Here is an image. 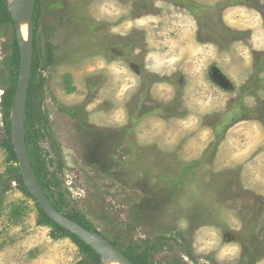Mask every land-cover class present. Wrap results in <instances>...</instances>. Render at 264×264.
<instances>
[{"label": "rangeland", "instance_id": "rangeland-1", "mask_svg": "<svg viewBox=\"0 0 264 264\" xmlns=\"http://www.w3.org/2000/svg\"><path fill=\"white\" fill-rule=\"evenodd\" d=\"M12 1L0 0V264H91L37 225L1 145L20 65ZM53 1L33 16L25 117L65 210L138 263L264 264V52L232 29L243 7L261 21L264 0Z\"/></svg>", "mask_w": 264, "mask_h": 264}, {"label": "water", "instance_id": "water-1", "mask_svg": "<svg viewBox=\"0 0 264 264\" xmlns=\"http://www.w3.org/2000/svg\"><path fill=\"white\" fill-rule=\"evenodd\" d=\"M35 4L36 0H13L9 4V13L14 22L20 55L19 76L12 102L10 133L13 152L18 161L24 186L30 196L36 201L38 206L52 222L61 226L64 230L70 232L88 245L101 257L102 261L104 255H113L125 264H133L117 248V246H114L110 241L106 240L102 236L88 231L77 223L70 221L61 212H59L45 195L36 179L26 150L24 137V117L32 72V46L34 42L33 12ZM18 19H27V48H25L18 39Z\"/></svg>", "mask_w": 264, "mask_h": 264}, {"label": "trees", "instance_id": "trees-1", "mask_svg": "<svg viewBox=\"0 0 264 264\" xmlns=\"http://www.w3.org/2000/svg\"><path fill=\"white\" fill-rule=\"evenodd\" d=\"M33 33H34V29H33ZM16 51L18 52L17 44H16ZM15 67H16L15 82H14L13 86L11 87L10 91H8L7 96H6V103L9 107H11V104L13 102V98H14L15 91H16L17 80H18V76H19V57H18V55L15 59ZM30 92H31V80H30L28 96H27L26 112H27L28 108L30 107V101H29ZM25 115H26V113H25ZM24 121H25L24 124L26 127L25 128V142L27 145V151H28L29 159H30L31 165L33 167L36 179H37L41 189L45 193V195L51 201L53 206L59 212H61L66 218H68L70 221L75 222L78 225L82 226L83 228L87 229L88 231L101 236L90 224L86 223L85 220L83 219V217H81L79 214L70 213L67 210H65V202H64L63 196L61 194H59L58 192H56V190H53L55 187L53 186L50 178H47V177L44 178L42 176L43 170H41L39 155H37V153L35 152V149L33 148V145H34L37 138H35V134L31 135L28 131L27 116L25 117ZM1 145L4 148H6V151L15 158V156L13 154L14 152H13V148H12V143H11V135L8 136L6 139H3ZM22 191L25 193L27 192L26 188H24V187H23ZM28 195L30 196L29 193H28ZM37 225L50 227L51 231H50L49 236L51 237V239L57 240V239H61V238H69L82 251L83 254L87 255L91 264H104L101 257L96 252H94L88 245H86L84 242L79 240L76 236H74L70 232L64 230L61 226L52 222L46 216V214L42 211V209L40 207H39V218L37 220ZM114 246H116V245H114ZM125 256L133 264H148L146 262L138 263L132 257H129L127 255H125ZM84 263H85V261L79 262V264H84Z\"/></svg>", "mask_w": 264, "mask_h": 264}, {"label": "crops", "instance_id": "crops-1", "mask_svg": "<svg viewBox=\"0 0 264 264\" xmlns=\"http://www.w3.org/2000/svg\"><path fill=\"white\" fill-rule=\"evenodd\" d=\"M243 9L246 11L243 10L242 22L232 25V29L237 32L239 30L241 33L248 31L249 36H247V41L249 42L250 49L264 52V17L260 15L261 21H259L254 17L257 14V9L248 7H243ZM225 26H227L226 23Z\"/></svg>", "mask_w": 264, "mask_h": 264}, {"label": "bare ground", "instance_id": "bare-ground-1", "mask_svg": "<svg viewBox=\"0 0 264 264\" xmlns=\"http://www.w3.org/2000/svg\"><path fill=\"white\" fill-rule=\"evenodd\" d=\"M18 39L23 44L25 48L28 46V24L27 19H18ZM104 264H125L120 259L113 255H104L103 256Z\"/></svg>", "mask_w": 264, "mask_h": 264}, {"label": "flooded vegetation", "instance_id": "flooded-vegetation-1", "mask_svg": "<svg viewBox=\"0 0 264 264\" xmlns=\"http://www.w3.org/2000/svg\"><path fill=\"white\" fill-rule=\"evenodd\" d=\"M37 1H38V0H36V4H37ZM59 1H60V2H59ZM53 2H54V4H56V3H58V2L61 3L62 0H55V1H53ZM36 4H35L34 12H35V9H36V7H37ZM34 12H33V16H34Z\"/></svg>", "mask_w": 264, "mask_h": 264}]
</instances>
